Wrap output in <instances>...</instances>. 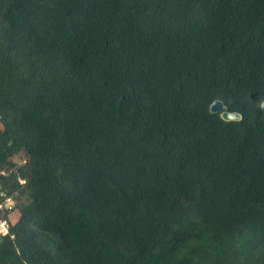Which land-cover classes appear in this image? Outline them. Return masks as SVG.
Listing matches in <instances>:
<instances>
[{
    "label": "trees",
    "instance_id": "obj_1",
    "mask_svg": "<svg viewBox=\"0 0 264 264\" xmlns=\"http://www.w3.org/2000/svg\"><path fill=\"white\" fill-rule=\"evenodd\" d=\"M263 100L264 0H0V264H264Z\"/></svg>",
    "mask_w": 264,
    "mask_h": 264
},
{
    "label": "built area",
    "instance_id": "obj_2",
    "mask_svg": "<svg viewBox=\"0 0 264 264\" xmlns=\"http://www.w3.org/2000/svg\"><path fill=\"white\" fill-rule=\"evenodd\" d=\"M19 182L25 183L26 180L19 178ZM15 205L16 199L0 182V237L15 238L14 233L11 231L12 221L16 218Z\"/></svg>",
    "mask_w": 264,
    "mask_h": 264
},
{
    "label": "water",
    "instance_id": "obj_3",
    "mask_svg": "<svg viewBox=\"0 0 264 264\" xmlns=\"http://www.w3.org/2000/svg\"><path fill=\"white\" fill-rule=\"evenodd\" d=\"M262 108L264 110V100L262 101ZM210 111L213 113H220L225 121H239L242 115L238 112L229 111L221 100H215L210 105Z\"/></svg>",
    "mask_w": 264,
    "mask_h": 264
},
{
    "label": "rangeland",
    "instance_id": "obj_4",
    "mask_svg": "<svg viewBox=\"0 0 264 264\" xmlns=\"http://www.w3.org/2000/svg\"><path fill=\"white\" fill-rule=\"evenodd\" d=\"M0 126H1V125H0ZM14 160L17 161V162H22V157H21V155L15 157Z\"/></svg>",
    "mask_w": 264,
    "mask_h": 264
}]
</instances>
